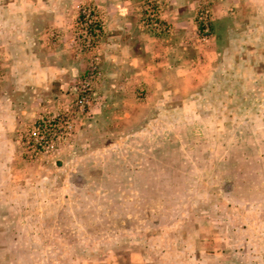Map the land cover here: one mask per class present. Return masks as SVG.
I'll return each instance as SVG.
<instances>
[{
	"label": "rangeland",
	"instance_id": "374dc122",
	"mask_svg": "<svg viewBox=\"0 0 264 264\" xmlns=\"http://www.w3.org/2000/svg\"><path fill=\"white\" fill-rule=\"evenodd\" d=\"M122 1L143 35V81L124 71L131 82L117 89L102 65ZM152 2L154 17L148 0H0V63L18 61L0 68V264H264L258 0ZM83 7L104 21L93 100L68 142L32 157L31 126L72 106L87 68ZM44 8L51 70L11 53L31 45L25 20L43 25ZM11 13L26 15L14 32ZM25 88L45 100L26 106Z\"/></svg>",
	"mask_w": 264,
	"mask_h": 264
},
{
	"label": "crops",
	"instance_id": "0c3cea01",
	"mask_svg": "<svg viewBox=\"0 0 264 264\" xmlns=\"http://www.w3.org/2000/svg\"><path fill=\"white\" fill-rule=\"evenodd\" d=\"M123 3V4H122ZM121 4H119V12L116 10L113 11L112 16L110 15L109 18L111 21L109 28L112 30V35L108 38V42L106 43V47L104 49V60H103V69L105 73V69L109 70V73L112 75H117L116 79L119 80H110V85L114 88L119 87H127V85L131 82V79L129 80V76H126V73L124 71H134V70H140L139 73V82L143 81V35L139 33L138 30L135 28V24H132V20L129 18L130 16L128 13L125 14L126 11V1H122ZM257 4V16L259 21L264 22V0H258ZM34 6V5H33ZM11 7L10 12H14V10L17 8L16 4H13ZM15 8V9H14ZM14 9V10H13ZM32 12V11H31ZM34 13V12H32ZM29 16L25 20V22L31 27V45L28 46V48H21L19 45L12 43L13 47L12 50L13 54L17 52L18 54L22 51L26 53V55L30 56L29 58L32 60V63H37L36 66L37 69H47L51 70L52 66H49V68H46V65H49L43 58V55H45L46 52L50 54L51 48L49 46L48 41V34L46 33L47 27L49 26V16L46 13L45 8L41 11V15H43V25L42 23L37 27L35 24L36 19H34V14H28ZM26 18V15L21 16L19 14L11 13L9 16V19H7V16L5 19H3V23H7V28H12L14 32V28L17 27V22L21 21V18ZM108 18V20H109ZM112 18V19H111ZM40 20V19H38ZM114 22V23H113ZM113 23V24H112ZM7 30V29H6ZM3 31V30H2ZM11 40H17V38L11 37ZM141 41L140 45L136 42ZM16 42V41H15ZM40 48L43 49V53L40 51ZM7 49H2V53H6ZM18 64L17 60H12L9 63H0V68L2 69H15ZM31 62L27 63V67L29 68ZM43 67V68H42ZM60 66L59 68H61ZM34 68V67H33ZM63 68V67H62ZM44 69V70H45ZM115 73V74H114ZM116 77V76H115ZM131 77V76H130ZM127 80V81H125ZM129 86V85H128ZM26 95L23 97L26 99V106L30 107V101L35 100L40 105L42 103L43 99L41 97L40 93H36L35 95H27V93H30L29 90H26ZM117 96H120L119 94H116ZM50 100L54 99L56 94L52 92V88L49 89L48 95H46ZM56 101V100H55ZM1 104V103H0ZM2 106H0L1 108ZM36 107V106H35ZM31 108V107H30ZM59 106L54 107L55 109H58ZM38 110V109H36ZM30 113L29 115H31ZM32 116V115H31ZM16 118V116H15ZM19 118V117H18ZM13 123H16L17 120Z\"/></svg>",
	"mask_w": 264,
	"mask_h": 264
},
{
	"label": "built area",
	"instance_id": "2783aa9c",
	"mask_svg": "<svg viewBox=\"0 0 264 264\" xmlns=\"http://www.w3.org/2000/svg\"><path fill=\"white\" fill-rule=\"evenodd\" d=\"M148 2L147 6L150 8L148 12H151L148 13V16L154 17L159 12L160 6L152 0H148ZM208 17L209 12L204 9L199 16L202 26L206 25ZM79 25V35L82 43L80 50L89 54L87 68L72 87L76 92L72 106L38 119L31 126L30 138L27 139L26 144L32 152V157L42 153H54L68 142L74 131L75 119L79 114L84 113L93 100L94 80L99 73V34L104 28V21L101 15L83 7ZM157 27L161 30H167L165 25L158 24Z\"/></svg>",
	"mask_w": 264,
	"mask_h": 264
}]
</instances>
